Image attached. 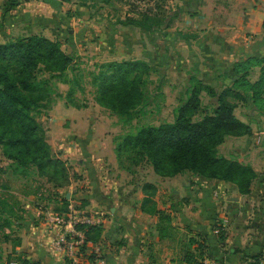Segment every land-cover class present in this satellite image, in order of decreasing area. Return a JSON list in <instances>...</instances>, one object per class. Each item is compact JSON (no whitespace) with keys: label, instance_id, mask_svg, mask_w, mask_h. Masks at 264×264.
<instances>
[{"label":"rangeland","instance_id":"rangeland-1","mask_svg":"<svg viewBox=\"0 0 264 264\" xmlns=\"http://www.w3.org/2000/svg\"><path fill=\"white\" fill-rule=\"evenodd\" d=\"M61 1L66 7L63 19L67 25L58 31L54 29V33H51L53 39L49 40L56 43L61 53L70 60L68 69L59 71L61 60L51 66L40 64L34 72L38 82L36 87L21 89L32 103L30 120L33 121L30 124L37 127V140L43 145V151H40L44 154L43 168L31 163L34 155L30 152H27L24 165L16 160L11 163L10 158L16 156L18 151L10 149L5 153L6 148L0 145L1 259L7 256L5 250L11 249L19 240L16 219L28 220L27 215L34 205L53 210L52 202L63 198V191L59 192L54 187L56 168L48 158H58L64 162L70 184L82 179L77 168L82 160L87 159L81 155L62 159L64 148L60 147L58 140L71 141L66 151L71 149L70 153H74L78 146L73 145L72 139L87 142V135H96L98 139L104 136L107 148L108 144L112 147L105 159L106 165L111 167L117 155L118 165L129 173L128 180L142 187L148 184L146 175L153 170V163L140 145L147 138V131L174 126L180 115L184 125L204 122L208 116L215 115L220 99L229 105L245 102L241 98L242 92L240 95L225 94L232 88V83L221 63L208 70L212 64L202 56L199 42L184 38L195 35H184L183 31L176 29L181 8L175 5L174 0H117L120 5H113L114 9L113 6L105 8L101 5L106 0ZM126 18L154 25L156 29L149 32L143 28L120 25L119 21ZM59 22H62L61 18ZM213 60L221 62L214 57ZM124 62L139 63L131 74V79L137 75V90L131 96L122 93L121 87L113 84L107 87L109 77L119 73V69L124 70L118 65H111ZM6 70L20 77L16 62L7 57L0 59V71ZM100 86L108 91L107 95H103ZM211 92L214 94L211 95ZM190 101L195 104L193 109L186 108ZM133 104L135 107L130 109L132 111L123 112L125 106L131 107ZM255 111L251 116L256 119L259 110ZM237 113L238 117H242L246 111L238 110ZM21 126L22 121L18 116L4 119L0 123V139L2 134L18 135ZM249 128L251 133L239 136L227 135L224 126L216 128L219 136L214 139L216 143L212 151L217 159L251 168L255 174L254 183L258 178L253 167L255 160L247 154L255 151L258 143L253 139L251 143L253 130ZM186 134L190 135L188 131ZM165 157L161 156L162 159ZM169 164L167 160L161 162L163 168L169 167ZM163 184L169 189L160 196L158 189ZM179 184L185 188L181 195H178L181 190L178 192L175 189ZM195 185L204 186L208 196L215 199H220V193L225 192L221 191V185L213 178L188 171L162 177V184L155 187V194L153 187L144 194L149 196L153 193L152 203L148 204L151 207L153 199L157 197L159 202L163 197L189 200ZM63 210L61 208L60 211ZM0 264L4 262L0 261Z\"/></svg>","mask_w":264,"mask_h":264},{"label":"crops","instance_id":"crops-1","mask_svg":"<svg viewBox=\"0 0 264 264\" xmlns=\"http://www.w3.org/2000/svg\"><path fill=\"white\" fill-rule=\"evenodd\" d=\"M13 1L0 0V44L34 35L53 39V30L67 25L63 19L66 7L61 0H17V6L9 7ZM174 2L181 8L176 29L184 35H195L187 37L199 42L202 56L212 64L208 70L221 63L233 84L238 78L236 64L258 59L261 63L248 66L247 80L250 84L259 81L264 66V0ZM117 4V0H110L101 5L106 8ZM238 110H245L247 117H238ZM255 110H259L256 119L251 116ZM234 115L252 128L251 143L252 139L258 143L257 149L247 154L255 160L253 167L258 175L249 193H240L232 182L215 181L226 192L220 193V199L209 197L204 186L195 185L189 200L163 197L159 202L155 197L158 214L144 211V186L128 180L129 173L120 168L117 155L111 167L106 165L112 147L108 144L107 148L104 136L100 140L96 135H87V142L72 139L78 146L74 153L66 151L71 141L62 138L57 142L64 148L62 159L79 155L87 159L77 168L82 179L59 189L68 203L62 198L52 202L53 210L34 205L28 220L16 219L19 240L5 250L7 256L0 261L13 264L12 258H21L36 264H98L100 258L106 264H264V90L259 103L235 104ZM146 178L157 188L162 184V177L154 169ZM178 186L175 189L181 190V195L185 188ZM167 189L164 184L160 186L159 195ZM69 206L95 215L98 223L89 227L101 229L97 241L87 239L85 232L77 229L84 241L77 260L57 255L52 242L61 229L47 223L50 214L67 211Z\"/></svg>","mask_w":264,"mask_h":264},{"label":"trees","instance_id":"trees-1","mask_svg":"<svg viewBox=\"0 0 264 264\" xmlns=\"http://www.w3.org/2000/svg\"><path fill=\"white\" fill-rule=\"evenodd\" d=\"M121 1V0H119ZM110 2V0H106ZM18 2H9V7L17 6ZM120 24L125 26H134L137 28H143L146 30H155L154 25H145L143 22L137 21L134 18H126L120 20ZM184 38H190L184 36ZM9 58L16 62L19 68V76H14L11 71H0V123L4 119L13 118L18 116V119L22 121L21 129L18 135H4L2 134V140L0 139V145L7 150H17V155L12 156L11 163L15 160L19 163L27 162V152L33 153L34 158L31 163L36 164L39 168H43L44 154L42 150V143L38 142L36 133L37 127H34L30 122V109L32 107L31 100L22 93L21 89L31 86L36 87L37 80L34 72L39 69L40 64L46 66L55 65L59 60L62 62L60 72L66 71L70 60L61 53L58 45L44 36H30L26 38H18L15 41H10L6 44H0V59ZM261 63L258 59H249L246 63H238L235 66V72L238 78L234 80L232 88L225 92L240 95L243 93L245 101H251L254 104L259 103L263 90H264V66L262 67V74L258 82L250 84L247 80L250 67L253 63ZM138 62H124L121 64H113L111 66H117L124 68L119 69V73L115 76H110L108 79L109 85L121 87L120 91L128 96L136 93L137 90V75L131 79V74L138 66ZM128 69V70H127ZM53 72V71H50ZM111 87V86H110ZM100 90L103 95H107L108 91H104V86H100ZM251 92V94H250ZM249 93V94H247ZM211 95L214 93L211 92ZM221 97V96H220ZM219 97V98H220ZM220 99V105L217 108L214 116H208L204 122L196 123L193 125L183 124L180 119L182 115L178 117V120L174 126L155 129L152 128L146 133L147 138L140 144L141 149L146 152V157L153 163V169L155 173L161 177L169 175H177L190 171L193 174L199 176H209L214 181L218 182H232L237 185L240 193L247 194L250 192L253 182V176L255 175L253 170L239 167L235 163H229L228 161L217 159L213 155L212 146L216 143L214 139H218V130L216 128L224 126L227 135H242L246 132H250V128L240 122L234 115L235 105H229L225 102L222 103ZM134 108L133 104L125 106L123 112L129 113L131 108ZM195 107L194 102L190 101L186 104V108L193 109ZM185 108V111L187 110ZM26 120L29 122L27 123ZM215 127V128H214ZM238 129V130H237ZM237 130V131H236ZM190 135L187 136L186 132ZM240 131V132H239ZM130 142V141H129ZM131 144V142L129 143ZM40 145V146H39ZM135 148V146H133ZM164 155L165 158H161ZM17 157V158H16ZM50 157V155H49ZM51 160L50 164H55L54 174V187L56 189L66 188L70 185L68 173L64 162L58 158H48ZM169 161V167L161 166V162ZM154 194L156 193L155 186L146 184L144 191L152 188ZM146 195L143 210L148 212L157 213L155 206L149 207L148 204L152 203L153 193ZM65 203H68L65 197L62 198ZM68 205V204H66ZM63 212H66L64 210ZM77 229L85 232L87 239L97 241L101 234V229L98 227L89 226H77ZM1 260V255H0ZM13 264H36L31 263L28 260L21 258H12Z\"/></svg>","mask_w":264,"mask_h":264},{"label":"built area","instance_id":"built-area-1","mask_svg":"<svg viewBox=\"0 0 264 264\" xmlns=\"http://www.w3.org/2000/svg\"><path fill=\"white\" fill-rule=\"evenodd\" d=\"M48 224L61 229L58 237L52 242L57 255L69 260H77L82 253L84 241L79 238L77 226H95L98 219L95 215L80 212L73 206H69L66 212H56L48 217ZM98 264H106L103 259H98ZM208 264H218L209 262Z\"/></svg>","mask_w":264,"mask_h":264}]
</instances>
